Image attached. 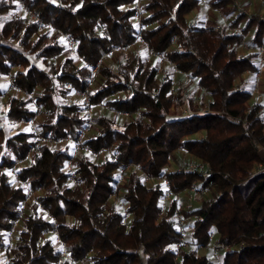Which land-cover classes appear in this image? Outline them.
Segmentation results:
<instances>
[{"label":"trees","instance_id":"1","mask_svg":"<svg viewBox=\"0 0 264 264\" xmlns=\"http://www.w3.org/2000/svg\"><path fill=\"white\" fill-rule=\"evenodd\" d=\"M134 1L0 0V76L16 68L14 84L35 93L52 118L38 123L43 133L78 134L85 123L83 102H67L64 95L76 89L87 90L94 103L135 113L122 122L109 113L96 118L98 129L85 144L96 152L101 146L113 151L96 161L75 156L67 147L36 145L31 131L8 135L6 119L16 123L36 112L29 107L30 97L9 96L0 120V247L9 256L6 264H57L59 245L44 235L53 228L69 248L70 258L59 264H76L88 254L93 264H264V172H256L264 160V111L239 81L246 71L258 69L255 52L243 54L241 47L264 43V18L253 14L245 19L237 0H211L226 14L238 12L229 23L234 28L227 30L213 20L191 23L187 16L202 0H144L142 39L163 57L148 62L135 52L123 59L119 71L104 65L93 76L90 65L102 49L136 41ZM29 12L41 21L28 19ZM38 26L46 30L38 33ZM66 35L76 40L77 54L66 52ZM60 53L59 62L51 60ZM164 59L187 73L208 100L193 94L185 98L181 89L172 92V75L158 78ZM4 92L0 88V95ZM174 103L185 105L187 113H171ZM180 149L203 162L209 175L169 168ZM29 154L20 176L42 192L23 215L25 188L2 167ZM131 164L153 177H166L175 192H183L195 178L200 188L210 187L207 195H197V206L182 208L191 223V244L176 248L180 235L173 213L179 203L173 199L162 207V182L146 184L128 169L120 194L127 219L119 202L110 201L119 169ZM72 173L76 182L70 180ZM16 219L23 226L18 240L7 245L5 231ZM213 235L225 246L218 259L200 252Z\"/></svg>","mask_w":264,"mask_h":264},{"label":"built area","instance_id":"2","mask_svg":"<svg viewBox=\"0 0 264 264\" xmlns=\"http://www.w3.org/2000/svg\"><path fill=\"white\" fill-rule=\"evenodd\" d=\"M143 2L144 0H135L131 4V7L133 8L132 21L136 29V41L131 44H115V45H112L107 50L102 49L100 58L97 60L95 64L90 65L93 76L98 75L101 67L104 66L105 64V61L108 59H111L118 52L120 51L129 52L133 44L138 43V42L146 43L142 39V30L145 27L143 17L147 15V12L143 8ZM28 17H30L32 20L38 23L41 21L40 17L34 12H29ZM198 20H199L198 17H193L190 19L191 23H197ZM235 30L238 32L240 31L239 28H235ZM1 33H2V30L0 29V37H1ZM65 41H66V48L69 49L72 53L77 54L76 40L73 39L71 36L66 35ZM19 46L20 48H22V44H19ZM243 47L248 48V49L253 48L255 55H256L258 68L260 69L264 68V43L253 46L245 42ZM143 56L146 60H150L151 58L160 57L161 53L150 51L148 48L147 51L143 54ZM170 65L174 69H177L176 65L173 62H171ZM11 85H13V83ZM68 86L71 87V85H68ZM248 89L252 92L253 101L261 103L263 105V111H264V74H258L253 80V82L251 83V88H248ZM171 91L174 92L175 88L172 87ZM20 92L21 94L28 95L30 97V105L32 106L31 109L36 111L35 114L31 118L26 120L29 126V130L32 133H34V137H35L34 141L36 145L47 144L49 146H52L55 142H58V141H62V142L69 141V143L72 144L71 147L83 146L84 148L88 150L90 149V146L85 144V140L88 138L90 130L92 129V126L95 124L96 104L91 100L87 90H84V89L73 90L72 95H70L69 97L70 99L68 100L69 102H74L75 96H79L82 98L83 113L85 115L84 125L80 128L76 136L67 135V136H60V137H54L51 134L43 133L41 127L38 125L36 119L42 107L35 100V96H34L35 93L33 91L28 92L23 89L20 90ZM183 92H184L183 94L184 97L187 98L189 96V93L186 91H183ZM203 109L204 108L202 107V110ZM115 111L117 112V110ZM118 112L122 114L123 116H129L131 114L127 111H118ZM97 153L105 156V155H112L113 151L106 146H101L98 149ZM28 157L29 155L25 158H17L11 166L2 167L4 171L9 173L11 178H13L19 185L25 188L27 196L25 197V199L22 201V204H21V209L23 213H25L26 211L25 208L28 205L30 198H32L35 194V190L31 188L28 182L24 181L21 178L20 173H19V168L27 164ZM128 168H131L130 170L135 171L139 175L141 180L146 184H152L155 181L163 183V193L161 197L162 207L166 209L173 199H175L179 203V206H177L174 209V213H173L175 227L180 235V241L176 243V248L177 250H179L183 244L184 245L191 244L192 243L190 241L191 223L189 219L185 217L182 213L183 206H181V204L183 203V201L182 202L180 201V196L182 194L187 198L188 201H192L199 194L204 195V196L207 195L210 191V187L205 186L203 188H200L199 180L195 178L183 192H175L169 185L168 179L166 177H161V176L153 177L149 175L146 171H144L143 168L139 164H131L128 166ZM69 169L72 171L73 168L69 165ZM175 169L189 171V172L196 171L202 177H207L209 175V171L206 169L205 164L198 160L192 161L191 163L183 167H177ZM125 170L126 169H119L118 171L119 178H118V181L116 182V188H115L114 193L111 195V198L119 202L122 212L125 214V219H127L128 217L127 204L120 200V194L122 193V185L124 184L125 178H126ZM256 172H264V160L258 162L257 167H256ZM70 180L72 182H76V179L73 173L71 175ZM18 221L19 219L13 220V224L5 231V242L7 245H11L18 240V235L20 231V229H18L17 227ZM44 235L53 236L55 238L56 243L59 245V261L57 264H59L60 261L64 258H70L68 245L60 237L57 228L44 231ZM211 246L213 248V256H212L213 259H218L219 252L217 250H219L220 248H225V246L218 242L212 243ZM88 255L78 259L76 261V264H93L92 259L89 258Z\"/></svg>","mask_w":264,"mask_h":264},{"label":"rangeland","instance_id":"3","mask_svg":"<svg viewBox=\"0 0 264 264\" xmlns=\"http://www.w3.org/2000/svg\"><path fill=\"white\" fill-rule=\"evenodd\" d=\"M237 2L239 3L240 8L242 9L241 11H244V12L247 11L249 14L256 12V13H259L262 16H264V3L255 2L254 0H237ZM219 10H220V8H219ZM22 11L23 10H18L16 14L20 15V14H22ZM194 17L199 18V16H194ZM28 19H31V18L28 17ZM2 22L3 21H2V17H1V13H0V29H2ZM45 30H46V28L44 26L43 27L38 26L37 32L43 33ZM13 43L18 48H20L19 44H22V42L18 41V40H14ZM22 48H23V45H22ZM22 48H20V49H22ZM148 48H149V45L147 43H142V42L135 43V44H133V46L129 50V52H124V51L118 52L111 59L106 60L104 65H110L111 67L114 68L115 71H119L120 63H122L124 58H126L129 55L134 54L135 52H139L141 55H143L147 51ZM66 50H67L66 52H68L70 55H74V54H72V52L69 49L66 48ZM150 51H152V50H150ZM161 57H163L162 53H161V56L158 58H161ZM62 58H63V54L60 53V54L56 55L54 58H52L51 60L54 62H59ZM153 59L154 58H151L150 60H147V61L153 62ZM76 61L78 63H81L80 58H76ZM160 62H161L160 63L161 64V71H160V74L158 75V78L159 79L163 78L162 76L165 74L166 75H172L173 74L172 69H174V68L170 65L171 61L164 59ZM15 69L16 68H12L7 75L0 76V88L5 90L4 94L0 95V120L4 119L5 111L8 107V99H9V96L11 94L18 96V97L26 98V99L29 98L28 95L21 94L20 90H22L23 88L18 87L13 82V72L15 71ZM189 78H191V77H189ZM12 83H13V85H11ZM96 83L97 82H94L93 84L96 85ZM176 83L178 84V87H177V85H175L174 88L176 90L181 89L180 91L182 94H184L183 91H186L189 94L196 95L200 101L206 102L208 100V98H206V95L204 93H202L201 91L199 93H196V91H197L196 89L198 88L196 82H193V84L192 83L190 84L187 80L186 81L176 80L175 84ZM67 87H69V86L67 85ZM69 88H71V87H69ZM72 92L73 91H70V92H68V93L66 92V94H64L67 102H69L68 100L70 99L69 97H70V95H72ZM61 97H62V95H60V98ZM183 97H184V95H183ZM76 101H82V98L79 96H75L74 102H76ZM95 104H96L95 124L92 126V129L90 130V133H89L90 136H92L95 133V131H97L98 124L96 122V118L99 117L101 115L100 113H103V111H104V108H100V110L98 109V107H103V106H101V104L102 105L104 104L103 102H99V103H95ZM29 107H32L30 105V102H29ZM186 108L187 107L185 105H178V104L174 103L170 108V112L176 113L177 111L179 112V110L183 112V111H185ZM107 109H109L110 111L115 110V109H111L109 107H107ZM113 113H118V111L117 112H110V115H112ZM51 119H52L51 116H49V114H47L43 109H41L36 121H37V123H39V122H43V121H47V120L50 121ZM26 120L27 119H21L20 121H18L16 123H12L6 119L4 122L6 124L5 125L6 126L5 127L6 133L8 135H10V134L15 133V132L20 131V130L30 131L28 123L26 122ZM119 120H121L120 117H119ZM65 136H67V135H65ZM71 146H72V144L69 143V141H64V142L58 141V142H55L51 147H55V148L67 147L69 150H71L73 155L81 156V155L85 154V155H88L91 159H93L92 158L93 153L98 155L102 159L107 156V155H105V156L100 155L96 151H93L91 148L88 150V149L84 148L83 146H80V147H71ZM29 156H30V154H29ZM195 159L197 160L196 157H195ZM191 162L192 161L190 160V158H188L186 156V153L184 154L183 152L177 151V152H175V154H173V157L171 158V163L169 165V168L173 169V168H177V167H183V166H185ZM70 166L73 168V164L71 162H70ZM128 169H131V168H127L125 171H127ZM41 192H42L41 189H38L35 191L34 196L32 198H30L29 203L25 208V210H26L25 213H27L28 210L30 211V207L32 206L33 202L36 201V195L38 193H41ZM200 198H201V196H196L192 201H188L187 198L181 194L180 201L181 202L183 201L181 206H183V207H191L192 205L197 206L199 204ZM110 201H113V199L111 198ZM25 213L23 215H25ZM22 226H23V222L21 219H19V221L17 223L18 229H21ZM216 237H217L216 235H213V238L211 240L212 242L210 243V245L202 247L200 249V252L206 253V254H208V256L212 257L213 256V248L211 245H212V243L216 242ZM217 251L220 253H223L224 248H220ZM8 258H9V256H7L6 248L0 247V264H6V262L8 261Z\"/></svg>","mask_w":264,"mask_h":264},{"label":"crops","instance_id":"4","mask_svg":"<svg viewBox=\"0 0 264 264\" xmlns=\"http://www.w3.org/2000/svg\"><path fill=\"white\" fill-rule=\"evenodd\" d=\"M210 1L211 0H202L200 2L199 7L196 10H194L193 12H191L190 14H188L187 17L189 19H191L194 16H199V19H202V20H213L219 26L224 27L227 30H232L234 27L229 26L230 25L229 23H230L231 19L236 18L238 12L237 11H233L230 14H226L223 10H221V9L219 10V8L211 5L210 4ZM254 1L255 2H259V3H264V0H254ZM244 13H245V19H247L249 15H253V14H258L261 17L264 18V16H262L261 14L256 13V12L249 14L247 11H245ZM2 26H3V22H2ZM237 27L239 28V26H236V28ZM251 33H252V31H249V34L248 35L250 36ZM251 51L254 52L253 48H249L248 49V48H245V47H241V52L243 54H245L247 52H251ZM255 63L257 64L256 58H255ZM172 71H173L172 77L174 78L175 81L176 80H179V81H186L187 80L190 84L191 83L193 84L194 80L192 78H189V75L187 73L180 72V71H178L176 69L175 70L172 69ZM258 74H264V68H261V69L258 68L257 71H252V70L246 71L241 76V79H239V81H241L245 85H247L248 88H251V83L253 82V80L255 79V77ZM175 85H177V87H178V84L177 83ZM196 90H197L196 93H199L201 91L199 88H197ZM205 95H206V98H208V95L207 94H205ZM101 106H103V107H98L99 110H100V108H104L103 113H100L101 115L102 114H106L108 112H109V114H110V112H116L115 110L110 111L109 109H107V106L105 104H103V105L101 104ZM183 112L184 113H187V108ZM112 115H116L117 120L119 122H122V121H128L129 119H131V117H133L135 115V113L130 114L129 116H123L122 114H120L118 112V113H113ZM119 117L121 118V120H119ZM177 151L178 152H183L184 154L186 153L185 151H183L181 149L180 150H176L175 152H177ZM175 152H174V154H175ZM186 156L188 158H190L191 161H196V159H195V157L193 155H191L189 153H186ZM92 158H93V160H96V161L102 160V158H100L98 155H96L94 153L92 155Z\"/></svg>","mask_w":264,"mask_h":264}]
</instances>
